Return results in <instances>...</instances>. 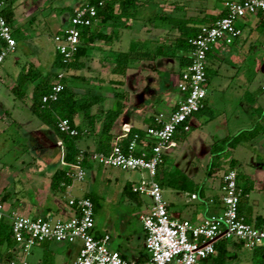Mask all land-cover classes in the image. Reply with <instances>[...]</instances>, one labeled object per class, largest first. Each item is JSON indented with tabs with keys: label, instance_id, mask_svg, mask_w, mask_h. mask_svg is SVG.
<instances>
[{
	"label": "crops",
	"instance_id": "crops-1",
	"mask_svg": "<svg viewBox=\"0 0 264 264\" xmlns=\"http://www.w3.org/2000/svg\"><path fill=\"white\" fill-rule=\"evenodd\" d=\"M3 1L6 3L7 11H12V27L14 30H18V39L16 40L18 45L15 54L8 57V59L11 57L10 61L7 59L0 69V83L2 84L3 81L7 83L5 84L7 88L5 93L0 91V202L4 206L6 216L19 214L45 217L51 220H67L74 215V211L68 205L69 199L83 198L88 195L101 197L104 188L102 185L112 181V173L107 172L106 176H102V167L92 163L90 167H84L87 173L85 181H73L64 192L55 191L52 188L53 177L59 170L66 171L67 169L64 159L65 146L62 140L31 111L30 98L34 91V85L32 83L27 84L26 91L29 97L27 102L16 99L12 89L16 84L18 75L24 68L26 71L29 64H32L43 73H48L53 71V65L57 57L56 54L54 57L50 55L51 50L48 46H45L43 41L45 37L40 32L35 34L33 38L26 37V34L23 35V21L35 22L37 12L39 13L43 10L50 12L54 17V11H59L58 16L52 20L55 31L53 35H50L49 41L53 42L52 37L57 33L63 32L70 24L71 15L67 8H76L78 6L64 5L63 9L61 7L55 9L51 0H47L44 3L43 0ZM160 12L163 13L165 11ZM199 12V17L195 18V23H198L197 27L209 24L210 20L208 18L211 15L218 17L224 10L220 12ZM155 13H158V11H153L152 14H150V11H139L140 18L148 19V23L142 26V28H147V37L142 42L146 45L154 46L157 43H161L159 38L161 36L166 37V34L173 31L167 25L158 24L159 22L157 21H150ZM204 20L206 22H201ZM101 23L102 20H99L96 26H101ZM238 23L242 27L241 25L239 27ZM238 23L237 26L242 31L241 37L236 39L232 45L223 43L216 46L209 55V63L214 59L220 61L218 74H223L228 78L223 86L216 85L217 88L219 90L222 88L228 89L229 96L236 98L232 99V101H234V107H238V109L232 107L234 112L232 118L227 117L226 112L229 110H225V112L216 116L212 113V98L205 100L201 115L193 117L190 122V131L179 130L174 139V146L166 153L165 161L170 157H174V170L170 172L164 171L165 164L159 170L158 178L163 182V192L164 188L168 186V177L172 176V174L176 178L183 176L197 186L198 190L194 193L188 194V192L180 190L182 192L181 195H175L170 201L165 200L173 218L189 221L194 225L202 224L209 217L220 214L223 210L222 195L210 193V191L214 190V185L207 187V184H205L206 186L203 185V188H198L201 183L198 182V177L202 176L201 174L208 176L207 168L212 158V146L226 137H232L243 130L252 129L259 120V112L257 113V110L264 109V81L259 86L254 83L264 69V56L261 54V51L264 50V42L261 40V34L264 33V20L257 15L249 16ZM132 24L129 29L121 30L119 41L123 42L129 32L138 34L139 31L137 30L139 29L137 28H140L138 20L133 21ZM246 31L249 32V37L244 38ZM41 33L43 34V32ZM121 42L117 44L123 47ZM131 43H128V49ZM164 43L167 45L175 44V42ZM118 45H116V42L111 44L95 42L92 44L94 50L89 52L90 56L84 58L86 68L90 64L100 66V68L96 71L91 67L83 70L85 73L82 74L89 80L91 88L87 89V87L82 91H78L83 94L92 92L93 94L101 95L104 99L101 109L100 107L93 108V113L100 115L95 128L91 131H86L79 141V147L85 151H95L97 143L105 140L106 135L102 134V120H104L105 113L108 110L116 109L118 102L123 103V112L116 120L109 134L111 152L118 147L124 150L126 141L132 131L146 134L148 128L156 125L158 118L163 121L168 120L181 100L178 85L182 72L190 64V49L180 52V55L184 57L183 61L179 57H145L135 62L127 71L126 76L123 78L122 86L113 87L110 84L111 80L115 78L114 75L110 74L104 77L100 73L107 71L109 65L115 66L114 63L106 62L104 58L111 51H121ZM258 45L260 48H258ZM20 46L21 50H23L22 57H19L20 55L18 54ZM126 51L125 48L122 50V52ZM54 52L56 53L55 50ZM243 53L254 56L252 63L255 67L256 75L249 80H245L242 76L241 66L243 64L240 55ZM6 63L8 64L6 65ZM98 71L101 72L99 73ZM107 72L112 73V71ZM237 78L244 82L243 85L235 83ZM208 84H210V80H208ZM241 86L246 89V92L241 93L238 90ZM75 123L77 125L83 123L82 114L76 116ZM260 124H264L262 119ZM194 127L199 129L197 139L191 142L187 140L180 145L182 135L190 133ZM13 128L17 129L15 134L11 132ZM11 144H16L17 150L13 147L8 149ZM176 150H179V153H175ZM225 155L228 156V166L232 160L236 161L237 171L258 186L255 187V190L258 188L264 191V133L258 135L254 140L238 146L236 149L229 150ZM201 159L205 161L204 166H200L199 161ZM104 169L106 168L104 167ZM208 177L212 178L211 176ZM136 185L133 184L131 189ZM125 188L127 189L128 186ZM96 189L97 192L95 193ZM253 191L244 200L242 211L244 216H251L252 224H255L256 219H264V195L260 192L256 198L251 199ZM8 193L12 197L7 199L5 196ZM195 203L207 206L208 211L203 212L200 209L189 207ZM147 212L148 210L139 212L132 217L123 216L114 220L108 218L105 224L99 226L95 222L96 236L109 235L111 237L109 247L111 250L119 252L124 259L134 262H147L150 259V255L146 250V233L141 221V217ZM4 221L8 222V219ZM13 246V249H9L6 243L0 245V264H10L12 261L21 262L18 259L23 256L22 247L16 243H13ZM36 249L43 252L41 254L40 251H36L37 257H40L39 254L43 257L45 254L50 253L53 262L49 264H74L80 250V244L69 245L48 241L34 246L31 251L33 252ZM31 251L28 254L24 253L26 258L32 253ZM246 251L240 255L238 264H242V258L245 259L246 264L253 263L251 251ZM8 253H11V256H8ZM41 257L39 261L43 259ZM25 259L22 261H26Z\"/></svg>",
	"mask_w": 264,
	"mask_h": 264
},
{
	"label": "built area",
	"instance_id": "built-area-1",
	"mask_svg": "<svg viewBox=\"0 0 264 264\" xmlns=\"http://www.w3.org/2000/svg\"><path fill=\"white\" fill-rule=\"evenodd\" d=\"M119 1V0H116ZM103 0L99 7H104ZM6 3L0 0V69L6 59L17 50L14 29L5 17ZM227 15L200 28L197 36L189 39L190 64L182 72L179 90L181 100L169 119L156 120V125L147 129L145 137L134 134L127 150L116 148L109 155L95 153L91 156L94 163L122 171L147 172L132 191L146 195L152 200L148 212L141 217L146 233L145 246L150 255L147 262H134L124 259L119 252L111 250V237H97L95 233V208L90 198H70L69 207L74 215L67 219L51 220L45 217L12 214L6 216L0 202V221L8 219L14 241L28 254L39 244L52 241L60 244H80L74 264H200L216 253L220 241L243 242L246 249L252 250L264 244V226L257 228L246 222L239 208L242 189L238 184V171L229 168L221 186L222 213L212 215L200 225L181 221L171 216L163 189L157 180L167 151L174 146L179 130L189 132L190 122L200 112L208 96L209 54L220 45H232L241 37L237 26L239 21L249 16H261L264 20V0L229 1L226 3ZM99 21L95 6H82L74 10L67 29L53 37L55 51L65 63L70 62L81 46L82 29L95 26ZM64 72H60L52 83V91L43 97V103L57 102L64 90ZM58 128L62 133L77 136L78 131L68 119L60 120ZM62 145V143H60ZM80 161L83 160L81 155ZM67 176L73 181L83 182L86 170L80 164H67ZM10 264H28L26 261Z\"/></svg>",
	"mask_w": 264,
	"mask_h": 264
},
{
	"label": "trees",
	"instance_id": "trees-1",
	"mask_svg": "<svg viewBox=\"0 0 264 264\" xmlns=\"http://www.w3.org/2000/svg\"><path fill=\"white\" fill-rule=\"evenodd\" d=\"M104 7H99L101 0H86L84 3L80 4L78 7L90 5L95 6L98 9L99 20H102L101 26H92L82 29L81 35V46L75 57L68 63H65L62 57L56 53L57 57L53 65V71L48 73H43L29 64L28 69L23 71L18 75L16 79V84L13 87V94L16 99L23 102H27L28 94L26 91L27 84L32 83L34 85V91L31 96L30 109L33 114L54 134L62 140L65 146V162L68 164L80 163L83 167L89 166L94 163L91 156L95 153H102L109 155L111 153L110 149V132L115 124L116 120L121 116L123 112V103L118 102L115 110H108L105 113V117L102 123V134L106 135L105 140H101L97 143V149L95 151H85L79 147V141L82 139L86 131H91L95 128V124L99 121V114L93 113V108H102L103 97L101 95L89 93H81L80 91L85 88H91L89 80L81 72L86 68V63L84 58L89 57L90 53L94 48L92 44L95 42H100L104 44H111L118 41L120 38L121 30L128 29L129 26L126 25L127 22H131L139 18V7L140 4L152 3L154 0H103ZM118 7V9H117ZM77 8V7H76ZM70 15L72 16L75 8H67ZM5 17L10 25H12V11L8 12L5 9ZM227 15V11L221 13L218 17L213 15L208 18L210 23L223 18ZM206 18V17H205ZM207 19V18H206ZM150 21H157L163 25H167L172 29H176L179 33V37L176 39L174 45H167L165 43H157L153 45H146L145 43L133 42L131 43L128 51H111L105 56V61L114 63L115 67L112 70L114 79L111 80V84L114 86H122L123 78L126 76L127 71L131 68L135 62L145 58H159V57H179L183 61V56L180 52L187 51L191 49L189 44V39L198 35L200 28L204 25L197 27L198 23H195V18H185V17H173L168 16L164 13L158 12L150 19ZM201 22H206L201 21ZM202 24V23H201ZM111 28V32L107 29ZM171 29V30H172ZM18 30H14V38L18 39ZM21 33V32H20ZM4 46V43L0 42V47ZM210 55V54H209ZM60 72H64L65 78L63 80L64 90L59 95L57 102L43 103V97L50 94L52 91V83L57 78ZM209 72V70H208ZM95 87V86H94ZM80 90V91H78ZM203 110V109H202ZM202 110L197 115L202 113ZM259 112V120L255 123L252 129L243 130L239 134L232 137H226L222 140L217 141L212 146L211 150V162L207 168L208 176H214L218 171H222L223 175L221 177V186L223 182L225 171V166H223L222 156L228 153L231 149H236L238 146L246 144L254 140L258 135L264 133V124H260V120L264 121V109L257 110ZM83 115V123L77 125L75 123V118L77 115ZM68 119L73 128L78 131L77 136H70L68 134L62 133L58 128V123L60 120ZM140 134L145 137L144 133L132 131L128 140L126 141V148L132 140L134 134ZM177 135V134H176ZM176 137V136H175ZM83 156V160L80 161V156ZM166 164L164 160L163 165ZM162 165V166H163ZM231 168H236V161L232 160ZM161 166V167H162ZM160 167V168H161ZM160 170V169H159ZM159 176V174H158ZM158 182L161 187H163V182L159 180ZM168 186H174L179 188L184 192L194 193L196 192L197 186L184 178L179 176V178L169 177ZM73 183V178L67 176L65 170H59L52 180V188L57 192H64V190ZM238 184L242 189V198L240 202L239 213L243 216L247 223L254 225L257 228L264 226V219L258 218L255 224H252L251 216L243 215V202L246 200L248 195L255 190V183L248 180L242 173L238 172ZM221 189V187H220ZM135 194V193H134ZM138 195V194H136ZM12 197L10 193L5 196ZM4 197V198H5ZM94 203L95 212L98 208V198L95 195H88ZM5 198V199H6ZM8 244L9 249H13V243H16L12 237L11 226L8 222L4 220L0 221V245ZM17 244V243H16ZM13 246V247H12ZM251 251L252 264H264V244L257 246L256 248L249 250L246 249L243 242L239 241H220L216 244V253L207 260H203L200 264H238L240 261V255L244 251ZM11 253H8V256ZM11 256V255H10Z\"/></svg>",
	"mask_w": 264,
	"mask_h": 264
},
{
	"label": "rangeland",
	"instance_id": "rangeland-1",
	"mask_svg": "<svg viewBox=\"0 0 264 264\" xmlns=\"http://www.w3.org/2000/svg\"><path fill=\"white\" fill-rule=\"evenodd\" d=\"M47 1V0H43V3ZM86 0H51V3L53 4V8H59L61 7V9H63L64 5L65 6H69V5H74V6H79L78 4H82L84 3ZM229 1H242V0H154V2L152 3H147V4H140L139 7V11H150V14L153 13V11H165L163 12L166 15H173V16H179V17H185V18H196L199 17V11H223L225 10V6L226 3ZM66 8V7H65ZM118 9V7H117ZM23 12H28V11H23ZM52 12V11H51ZM59 11H54L53 14H55L52 16L50 14V12L48 11H41V12H37V18L35 22H29V21H23V35L26 34V37L28 38H33V36L35 34H38V32H40L41 35H44L45 40H43L45 42V46H48L51 50L50 55L52 57H54V55L56 54L54 52L55 50V46H54V42H50L49 41V37L50 35H53L55 28L53 26V21L56 16H58ZM151 18V17H150ZM136 20H138V26L141 28H137L139 30L138 34L136 32H127L128 35L126 36L125 40H123V42L121 41H115L116 45H118L117 43H122L121 45L124 47L127 51H128V43L130 42H138V43H142L145 37H147L146 32H147V28H142L143 25H146L148 23V19H142V18H137ZM52 21V22H51ZM135 21V20H133ZM131 22H127L126 25H128L129 27H132V23ZM160 24V22L158 23ZM239 24V25H238ZM237 25L240 27V23H238ZM12 26V25H11ZM242 27V25H241ZM129 29V28H128ZM108 32H111V29H107ZM43 32V34L41 33ZM39 34V35H40ZM54 37V36H53ZM52 37V39H53ZM179 37V33L177 32L176 29H173L172 32L166 34V37L161 36L160 42L164 43V42H175L176 39ZM249 37V32L246 31L244 38ZM261 40L264 42V33L261 34ZM30 44V43H29ZM120 47V45H118ZM120 47V50L122 51L124 48ZM258 48L259 45H258ZM32 49V48H31ZM261 50V49H260ZM264 51V50H263ZM261 51V54L264 56V52ZM15 54V53H14ZM18 54L20 55L19 57L23 56V50H21V46L18 50ZM12 55V54H11ZM253 55L249 56L246 54H242L240 55V58L242 60V64L243 66H241L242 68V72H243V78L245 80H249L251 77L253 78L256 75V72L254 71L255 67L252 63L253 60ZM11 58V57H10ZM9 58V59H10ZM8 59V58H7ZM6 59V60H7ZM8 59V61H10ZM53 59V58H52ZM6 62V61H5ZM219 60L218 59H214L212 62L209 63V72H208V79L210 80V84H208L207 86V92H208V96L206 98V100L211 99L212 98V113L214 115H218L221 114L222 112H225V110H229L228 112H226L227 117L228 118H232V114L233 112V108L234 107V101H232V99H236L234 96L231 97L229 96L228 92L229 90H225L224 88L222 89H218L216 85H224V83L228 80V78H226L223 74H218V66H219ZM8 63H6L7 65ZM5 65V67H6ZM91 67L92 69L99 70L100 66H96L94 64H90L86 70ZM115 66H108L107 71H112L114 69ZM112 69V70H111ZM93 71V70H92ZM94 71V72H95ZM106 71V70H105ZM99 72L100 75L102 76H106V75H110L112 73H108L106 72ZM5 72V71H3ZM82 73H85V71H82ZM232 81V80H231ZM264 81V69L263 71L260 73V77H257V81L254 82L256 84V86H259L261 83H263ZM4 83V84H3ZM3 83H0V91L5 93L6 91V81H3ZM235 83L238 84H242L243 85V81H240L238 78L235 80ZM241 93L246 92V89L241 86L238 89ZM13 99V96H12ZM20 101V100H19ZM231 108V109H229ZM238 109V107H234V109ZM236 111V110H234ZM201 115V114H198ZM197 114L194 115V117H196ZM247 116V115H246ZM38 121V120H37ZM231 121V120H230ZM17 129H12L11 132L13 134H15ZM199 129L194 127L192 128V131L190 133L187 134H181L183 137H181V142L180 145H182L183 143H185L187 140H190V142L192 140H196L197 139V135ZM15 137V136H14ZM8 145V143H6ZM8 147V146H6ZM10 147L15 148V150H17V145L16 144H11L9 145L8 149ZM175 153H179V150H176ZM201 153V152H200ZM227 157L228 156H224L222 158L223 161V166H225V171L229 168V166L227 165ZM200 166H204L205 161L204 160H200ZM211 162V159H210ZM209 162V164H210ZM175 165V160L174 157H170L167 159L166 164H165V168L164 171H171L174 170V166ZM102 167V166H101ZM231 167V166H230ZM102 172L101 175L102 176H106L107 172H111L112 173V181L106 182L104 183V185H102L103 188V194H101V197H97L98 198V208L95 212V222L96 225H103L106 223L108 218H112V220H114L117 217H123V216H135L137 215L139 212H146L147 210H149V207L152 205V200L146 196V195H135L132 192L131 186L133 184H139L142 180V178H148L149 175L147 172H134V171H122V170H118V169H111V168H106L104 169V167H102ZM202 176L198 177V182L200 183V186L198 187L199 189L203 188V185L207 184L208 186H212L214 185L215 188L214 190L210 191L211 194H221L220 188H219V184L221 181V177L223 175L222 171H218L214 176H212V178L205 176V174H201ZM176 177L174 174H172V176H170V178ZM169 178V177H168ZM179 178V177H178ZM118 179V180H116ZM202 180V181H201ZM195 184V183H194ZM101 186V187H102ZM128 186V188L126 189L125 187ZM206 186V185H205ZM210 186V187H211ZM257 185H255L256 187ZM258 187V186H257ZM105 190V191H104ZM182 191V190H181ZM180 191L179 188L176 187H168L166 186L164 188V192H163V197L165 200H172V198H174L175 195H181L182 192ZM97 192V189L95 191V193ZM262 193V195H264V191L259 190L258 188H256L255 191H253V194L251 195V199H254L257 197L258 193ZM188 194H191L190 192H188ZM97 196V195H96ZM187 199V198H186ZM189 207L191 208H196V209H200L203 212L208 211V207L204 206V205H200L199 203H195L190 205ZM10 210V209H8ZM210 214V213H209ZM208 215V213H207ZM206 215V216H207ZM31 251V250H30ZM37 252L40 251L41 254H43V252L41 250H34L32 253H30V255L26 256L24 255L23 252V256H21L18 260L22 262V260L27 261L28 264H49L52 263L53 259L49 254H45L43 257H41L42 255L39 254V256L41 258H43L42 260L39 261L40 257H37ZM247 252V251H246ZM244 254V252H242ZM241 253V254H242ZM242 264H246V261L244 258H242Z\"/></svg>",
	"mask_w": 264,
	"mask_h": 264
},
{
	"label": "water",
	"instance_id": "water-1",
	"mask_svg": "<svg viewBox=\"0 0 264 264\" xmlns=\"http://www.w3.org/2000/svg\"><path fill=\"white\" fill-rule=\"evenodd\" d=\"M2 262V261H1Z\"/></svg>",
	"mask_w": 264,
	"mask_h": 264
}]
</instances>
